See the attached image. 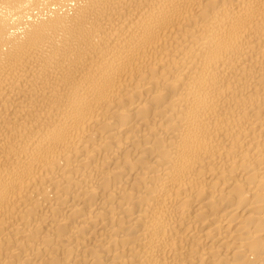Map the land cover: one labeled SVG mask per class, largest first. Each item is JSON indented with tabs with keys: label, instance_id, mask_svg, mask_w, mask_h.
<instances>
[{
	"label": "bare ground",
	"instance_id": "1",
	"mask_svg": "<svg viewBox=\"0 0 264 264\" xmlns=\"http://www.w3.org/2000/svg\"><path fill=\"white\" fill-rule=\"evenodd\" d=\"M0 264H264V0H0Z\"/></svg>",
	"mask_w": 264,
	"mask_h": 264
}]
</instances>
